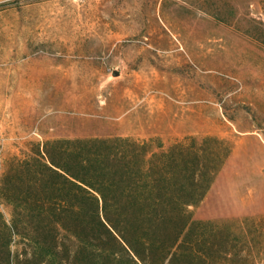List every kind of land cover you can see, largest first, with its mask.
Here are the masks:
<instances>
[{"label": "rangeland", "instance_id": "rangeland-1", "mask_svg": "<svg viewBox=\"0 0 264 264\" xmlns=\"http://www.w3.org/2000/svg\"><path fill=\"white\" fill-rule=\"evenodd\" d=\"M226 5L230 24L216 13ZM252 18L264 21L260 0H0V183L47 139L218 138L237 150L238 190L264 207V44L242 31ZM257 225L250 264H264Z\"/></svg>", "mask_w": 264, "mask_h": 264}, {"label": "trees", "instance_id": "trees-1", "mask_svg": "<svg viewBox=\"0 0 264 264\" xmlns=\"http://www.w3.org/2000/svg\"><path fill=\"white\" fill-rule=\"evenodd\" d=\"M228 6L216 13L230 24L236 8ZM242 31L264 44L263 20L249 19ZM210 140L168 146L111 135L34 144L1 179L0 202L12 216L0 210V264H250L259 243L252 231L264 216L195 215L231 151Z\"/></svg>", "mask_w": 264, "mask_h": 264}, {"label": "crops", "instance_id": "crops-1", "mask_svg": "<svg viewBox=\"0 0 264 264\" xmlns=\"http://www.w3.org/2000/svg\"><path fill=\"white\" fill-rule=\"evenodd\" d=\"M248 139L250 142L258 140L255 137H249ZM236 152L237 150L232 152L217 175L205 201L196 209L195 215L197 218L225 220L264 214V207L260 202V198L259 200L257 198L251 200L238 190ZM246 153H248L247 149ZM246 163L247 160L244 161V166H246ZM236 202H238L239 207L234 205Z\"/></svg>", "mask_w": 264, "mask_h": 264}]
</instances>
